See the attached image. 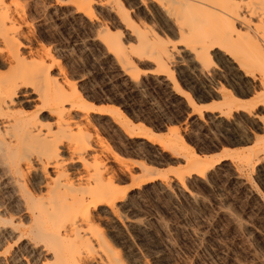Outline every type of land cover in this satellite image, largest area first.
<instances>
[{
  "label": "rangeland",
  "instance_id": "obj_1",
  "mask_svg": "<svg viewBox=\"0 0 264 264\" xmlns=\"http://www.w3.org/2000/svg\"><path fill=\"white\" fill-rule=\"evenodd\" d=\"M78 1L0 0L4 33L0 32L8 34L12 44H5L0 35V55L5 54L0 59L24 60L16 67L20 72L13 68L16 75H24L26 83L21 87L47 92L75 88L81 98L80 106L70 113L73 133L61 139L73 141L76 131H83L119 158L107 162L119 198L78 219L80 236L67 231L73 236L62 239L61 249L59 240L55 248L63 249L64 255L58 249L56 253L64 256L66 264L71 260L77 264H264L262 1L243 0L252 7L248 32L254 30L259 36L261 56L253 51L252 56L245 47L241 35L246 29L237 20L233 27L242 40L238 37L232 43L248 56L236 45L230 54L231 41L225 39L205 48L203 40L213 38L212 33L220 36L225 24L203 10L204 16H199L206 17L210 26L203 19L196 22L195 16L193 30L188 27L193 20L181 18L176 10L167 11L158 0H88L87 5ZM106 33L112 34L114 44L105 42ZM202 33L206 37L201 45L208 52L194 54L190 44L198 46ZM142 35L160 41L171 53L162 59L163 69L155 57L136 51ZM115 42L121 43L123 54L114 51ZM1 60L0 78L15 77L14 71L10 73L13 69L5 66L7 61ZM17 98L15 109L33 113L36 100L23 102L20 93ZM239 102L245 106L235 107ZM107 106L113 109L103 111ZM36 111L35 117L53 121L55 113L48 108ZM17 115L8 118L18 123L22 116ZM12 121L8 125L16 133L19 125ZM61 154H65L62 159L68 157L65 150ZM195 158L202 160L198 172L188 167ZM5 165L0 159V264H59L58 258L54 263L58 255L52 257L51 247L28 231L30 218ZM50 223L44 224L52 228Z\"/></svg>",
  "mask_w": 264,
  "mask_h": 264
},
{
  "label": "bare ground",
  "instance_id": "obj_2",
  "mask_svg": "<svg viewBox=\"0 0 264 264\" xmlns=\"http://www.w3.org/2000/svg\"><path fill=\"white\" fill-rule=\"evenodd\" d=\"M85 1L87 5V3L89 2L88 0H85ZM261 1H262L261 3H263L262 4L263 6L264 0H261ZM83 2H84L83 0L78 1L79 5L82 4ZM251 3H254V2L252 1ZM256 3L258 4L259 1L255 2V5ZM158 4L162 6L163 8H165L167 11L170 10L171 12L173 9V10H176L177 12H180V14H182L181 18H185L183 16L186 15L189 18V19L187 18V20H193V22H195L194 20L195 16L197 17L196 22L199 21L200 23L202 19H203L202 23L206 22L207 18L201 17L203 15L201 10L204 11V14L211 13V14L218 15L221 18L222 20L221 24L223 22L225 24L223 25V28L224 26L225 28L221 31L220 36L214 37L216 33H214V35L212 33L211 36H213V38H210V39L206 38L208 39L207 41L203 40V38L205 39V37L208 36V32H206L207 34L205 33L206 36L205 34L203 36V33L205 32V30H203L202 35H200V37L197 38V40L199 39V43L197 44L198 46L194 44H190L192 46L189 45L190 48L194 50L195 52L194 54L201 53L202 51L204 53V49L206 47L221 45V41L223 39L227 41L230 40L232 43V41H234L238 37H240V40H242L241 36H243L244 45L248 49V51L251 50L250 52L252 56H254L253 53H255V56L262 55L261 45L257 40V37L259 38V36L256 37V34H255L256 32L254 30H251L252 32L250 33L248 32V30L250 29V25L248 24L247 15H248V12L252 10V7L247 2L244 3L243 0H158ZM255 5L253 4V9L254 7H257ZM197 11L199 12V14L194 13ZM14 12H16V10ZM200 13H201V16H199ZM174 19H177V18L174 17ZM12 20L13 19L11 18V21ZM236 20L243 24V27L246 29L245 35L243 34L240 36L241 33L239 32V29L233 27V21H236ZM196 22L192 24L190 23L189 25V21H188L187 24L189 26L188 25L187 26L189 28H191L193 25L194 27H196L195 26ZM1 23L0 24L3 25V22ZM206 23L209 24L208 22ZM207 26L209 27L210 24ZM194 27H192L193 30H194ZM200 28L201 27H199L198 29ZM210 28H207V29H210ZM179 29H182V28H179ZM1 32H3V30H1ZM1 32H0V35H2L3 37L2 39H4L3 41H5L4 43L7 44V42L9 41L10 45H12L11 41L8 40V36H7L8 34L3 35ZM181 32H185V31L183 30ZM187 32L190 33L191 30L189 29V31ZM187 32L186 34H188ZM191 34L195 35V33H191ZM179 35H181V33ZM196 35H195V38L199 36V35L197 36ZM191 36L192 35L189 34V37ZM140 37H141V40L139 39L138 41L139 43L136 47V51L138 53H142L143 55L146 54V56L152 55L153 57H155L154 59L157 60L158 67L163 69L165 63H163L164 61H162V59L166 57L167 55H170L171 53L168 52L165 46L160 44V41H154L153 39L150 41L151 38L147 39L146 38L147 36L145 37L143 35ZM189 37L187 38L189 39ZM113 40H114V37L112 36V34L107 35L106 33L105 42L107 44L108 42L110 43L113 42L112 44H114ZM202 40L205 41L204 42L205 48H202V45H201V43H203L201 42ZM117 43L115 44L116 50L114 51H116L117 54H123L124 50L122 49L120 45L121 43L119 42ZM231 43H228V46L230 45V47H228L226 44L225 45L228 48L232 47V49H228V51L230 52V54H233L234 53L233 45L235 46L236 44H233L234 42L232 44ZM6 46L8 45H5V47ZM12 47H11V50H12ZM237 47H239L241 51L242 50L244 51L243 54L246 52L245 49H243L239 44H237L235 48ZM222 50L224 51V49ZM9 52L11 53V51ZM4 55L1 54L0 56L3 57ZM244 55L248 56L246 53ZM199 57H201L202 59L201 55ZM253 59L254 58L250 60L254 61ZM3 60H1V62ZM4 61H7V64L5 63L6 64L5 66H7V68L11 70L13 68L15 69L16 67H19L18 65H21V62H23L24 60L20 59L19 56L17 57L10 56V57H7V60H4ZM257 61H255V63ZM237 62L238 64H242V61H240V59L237 60ZM259 64H260L259 66H263L261 65V63ZM232 65H234V63ZM14 69L11 71L9 70L10 73L13 72ZM24 69L26 68L24 67ZM15 71L14 73H12L15 75V77L11 75L13 76L10 78L12 80L7 78L6 79L7 81H6L4 80L5 77H2V76H1L2 78H0V152H1L0 159H1V162L7 165V169L5 170L6 171L5 173L9 172V174H11L10 177L12 178V180L11 179L9 180L13 181V184L17 185L16 189L18 192L16 193H18V196H19L18 200L21 202V205H23L22 207L23 210L27 213V215L30 218L29 230L28 229L27 230L30 231V233L32 232L33 236L35 235V238H39L40 242L43 240L42 243L44 244L45 242L48 248L51 247L50 250L49 249L48 250L51 251V254L54 253L52 254V257L53 255L56 257L59 253H62L64 255V250L62 249L63 252L62 250H60L62 247L61 244L64 243L62 242V239L67 240V238H69V236L72 235L70 233H67V231L73 233L74 236H76L79 233L78 232L79 230L77 229L78 219H81L83 216L86 217V215L89 214L88 212L90 211L91 208H94L100 204H104L106 206L111 205L114 202V200L119 198L120 196L118 194L119 186L116 187L114 185L113 171L110 165L107 163L109 159L119 162V158L113 153H110L109 151H107L105 146L101 143V141L98 138H95L96 137L95 134H94L95 137L93 139V138H90L88 134H86V136L88 135V137H86L83 134V131L80 132L77 130L76 131L77 135L75 136L76 138H72V140L74 139L73 141L71 140L68 141V139L67 141L66 140L63 141L61 139V135H63L64 137L67 136L68 138L70 135V138H71L72 133H73L72 124L74 123V121L73 123L71 122L72 119L70 120V117H71L70 113H71V110L75 109L79 105L78 100L81 98L80 94H78L75 88H53V91L50 90L49 92L41 91L40 89L38 90L37 88H35V91L36 89L37 91H39L38 93H35L34 88H32L33 90L32 91L30 90L31 93H29L30 91L27 88L21 87L22 85L26 83V82H23L22 80V77L24 75L22 77H21L22 74L20 73L16 75L18 71L16 73ZM19 75L21 79L17 78V76L19 77ZM225 84H226L225 87H232L228 83H225ZM19 93L23 98V102L26 101L29 103L30 101L34 102V100H36L37 104L34 107L35 110L30 115L29 114L26 115L20 108L19 109L14 108L16 104H19V99L17 98V95ZM260 100H263V98H260ZM236 106H240L241 108V106H245V104H242L239 102L235 104V107ZM45 108H48L49 110L55 113L54 119L53 121H51L52 123L42 121L41 119L34 116L35 113L37 112L36 110L42 111ZM103 108L105 109L104 110L101 109V110L109 111V112L113 109L110 106L103 107ZM227 110H225V112ZM14 114H18L22 116L20 117L21 119L20 122L18 119H16L18 120L19 124L11 118L17 126L19 125L17 128L19 130H17L13 125V128H14L13 130L18 131L16 132L17 134L13 133L14 131L12 132L11 130L12 128L9 127L8 125V123L12 121L11 119L9 120L8 117ZM20 131L22 132L21 135L19 134ZM126 132L128 133V131ZM130 135L132 136L133 134H130ZM62 150H65V152H67L68 154L67 158L66 156L63 157V159L60 157V156L65 155V154L64 155L61 154ZM253 156L254 155L250 157H253ZM201 161L202 160H199L196 158L191 159L189 161L188 167L190 168V170L198 172L200 170V167H202ZM249 161H251V159ZM135 162L137 164L138 161L136 160L133 161V163ZM11 187L13 189V186ZM56 219H57L56 225L57 223H59V221L62 223L61 219H63V221L64 219H66L67 221L65 223L63 222L62 224L60 223L61 225H59V227L61 226V228L59 227L56 228V225H54L55 226V229H54L52 222ZM47 221L51 222L50 225L53 226L52 227L53 229L50 228L49 226L47 227V225L44 224ZM47 224L49 225V223ZM77 236H80V234H78ZM59 240L61 241L59 242ZM58 242L60 245L57 244ZM56 244L60 246V249L59 247H57L59 253H56L57 252V249H55L57 246ZM51 249L54 251L52 252ZM59 256H61V258H59ZM66 256L65 258H67ZM63 257L64 256L62 255H58L56 257V261L54 262V260L52 259L53 260L52 262L57 263L58 259H60L61 262L64 263L65 259ZM62 258H63V261H62ZM68 264H77V262L74 260H71L70 263Z\"/></svg>",
  "mask_w": 264,
  "mask_h": 264
},
{
  "label": "trees",
  "instance_id": "obj_3",
  "mask_svg": "<svg viewBox=\"0 0 264 264\" xmlns=\"http://www.w3.org/2000/svg\"><path fill=\"white\" fill-rule=\"evenodd\" d=\"M184 113V112H183Z\"/></svg>",
  "mask_w": 264,
  "mask_h": 264
}]
</instances>
